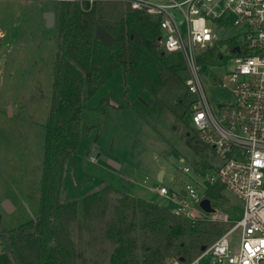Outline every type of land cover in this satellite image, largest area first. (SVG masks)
I'll return each instance as SVG.
<instances>
[{"label":"rangeland","instance_id":"rangeland-1","mask_svg":"<svg viewBox=\"0 0 264 264\" xmlns=\"http://www.w3.org/2000/svg\"><path fill=\"white\" fill-rule=\"evenodd\" d=\"M44 7L52 8L54 2L0 0V27L5 33L0 42V225L7 230L34 218L39 211L44 125L50 111L58 33L56 17L51 26H46L41 9ZM236 33L237 29L230 27L217 35L224 38ZM226 58L216 60L222 70L234 65ZM163 59L175 65L184 64L179 51H164ZM186 74L182 72V76ZM205 83L212 96L217 99L226 96L207 84L206 79ZM87 85L84 77L80 139L67 159L63 193L81 201L82 196L109 186L133 197L161 203L164 197L158 188L165 184L171 191L166 204L171 212L175 207L171 194L176 186L190 182L193 169L201 167L204 171L209 162L216 161V155L195 139L192 125L185 124L189 114L183 118L175 116L133 74L120 69L91 97H87ZM103 97L108 99L103 104L104 110L95 109ZM93 149L117 165L91 157ZM185 164L191 168L189 173L181 170ZM159 169L163 170L161 181L157 178ZM223 196L225 201L216 206L217 211L225 212L231 221L237 220L241 215L240 199L228 189L223 190ZM5 199L12 205L8 211L2 205ZM188 201L196 215L209 214L191 199ZM231 221L226 222L224 230L231 226ZM72 229L76 264H83L84 260V264H106L110 248L104 243L89 247L81 207ZM238 233L232 231L230 240H236ZM0 264H13L2 236Z\"/></svg>","mask_w":264,"mask_h":264},{"label":"trees","instance_id":"trees-1","mask_svg":"<svg viewBox=\"0 0 264 264\" xmlns=\"http://www.w3.org/2000/svg\"><path fill=\"white\" fill-rule=\"evenodd\" d=\"M72 4L54 2L57 50L50 111L44 125L39 211L12 229L0 225V236L13 264H76L72 227L81 207L89 247L104 243L110 248L106 264H163L170 258L188 261L224 231L226 222L178 215L159 202L109 186L84 195L81 201H59L67 158L79 144L84 77L87 97L120 69L133 74L175 116L183 118L191 102L183 82L184 66L163 59L157 18L119 2H101L89 13L77 4L70 12ZM97 24L113 35L111 45L95 36ZM211 53L207 62L214 60L216 53L212 49ZM172 97L175 99L170 101ZM105 103L107 97L95 109L103 111ZM222 190L216 185L206 195L222 199Z\"/></svg>","mask_w":264,"mask_h":264},{"label":"built area","instance_id":"built-area-1","mask_svg":"<svg viewBox=\"0 0 264 264\" xmlns=\"http://www.w3.org/2000/svg\"><path fill=\"white\" fill-rule=\"evenodd\" d=\"M50 1L77 4L85 13L101 2H119L143 11L158 20L159 47L179 51L183 57L187 72L183 82L191 97L190 118L185 124L192 125L195 139L216 155V161L209 162L204 171L193 169L190 182L176 186L171 194L175 203L172 212L199 217L188 199L199 205L208 197L206 191L218 185L240 199L241 215L231 221L216 208L224 196L208 197L214 210L207 216L231 221V226L190 260L173 259L163 264H264V0ZM230 27L237 33L224 38L217 35ZM4 35L0 27V42ZM211 49L216 54L207 62ZM225 56L234 65L222 70L216 60ZM205 79L226 96H212ZM181 170L189 173L191 168L185 164ZM169 192L165 184L158 188L167 202ZM234 230L238 237L230 240Z\"/></svg>","mask_w":264,"mask_h":264},{"label":"water","instance_id":"water-1","mask_svg":"<svg viewBox=\"0 0 264 264\" xmlns=\"http://www.w3.org/2000/svg\"><path fill=\"white\" fill-rule=\"evenodd\" d=\"M73 7H74L73 5L70 6V12H72ZM43 18L45 20L46 26H51L54 23V20H55V12L53 10H47V11L43 12ZM94 34L106 46L111 45L113 40H114L113 35L100 24H97L95 26ZM159 38L160 37L158 36L157 40H159ZM163 53L164 52L162 51V54ZM90 155H91V157H99L102 161L108 163L109 165H112V166H116L117 165V163L114 160L110 159L109 157H107L105 155H102V154L100 155L99 151H97L95 149H93L91 151ZM162 174H163V170L160 169V171L158 172V176H157L159 181H161V179H162ZM180 193L185 194V190L184 189H180ZM160 204L162 206H166V204H167L166 198H163L161 200ZM2 205H3L4 209H6L7 211L10 208H12V205L6 199L2 202ZM199 206H200V208L203 211H205L207 213L213 212V210H214V208L210 204V199L208 197L202 198L199 201ZM201 249H204V247L202 246ZM179 260H181V259H179Z\"/></svg>","mask_w":264,"mask_h":264},{"label":"crops","instance_id":"crops-1","mask_svg":"<svg viewBox=\"0 0 264 264\" xmlns=\"http://www.w3.org/2000/svg\"><path fill=\"white\" fill-rule=\"evenodd\" d=\"M42 9V12H45V11H47V10H53L54 11V7H50V8H47V7H44V8H41ZM88 150H90V148H88ZM87 150V151H88ZM97 151H98V149H97ZM68 159V158H67ZM67 164V163H66ZM108 164V163H107ZM67 166V165H66ZM66 167H65V171L64 172H66ZM158 171H160V169L158 170ZM64 174V173H63ZM63 179V178H62ZM62 182H63V180H62ZM62 182H61V187H60V192H59V201H60V199H61V201L60 202H65V201H69V200H72V199H77V198H75V197H71V196H69V195H66L67 193L65 192V194L63 193V186H62ZM105 187V186H104ZM103 187V188H104ZM99 190V189H98ZM94 191H96V190H94ZM93 192V191H92ZM68 196V197H67ZM83 197V196H82Z\"/></svg>","mask_w":264,"mask_h":264}]
</instances>
